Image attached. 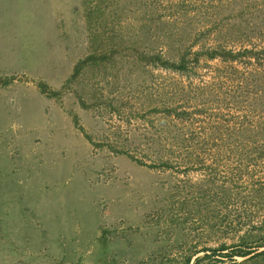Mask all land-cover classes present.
<instances>
[{
  "label": "rangeland",
  "instance_id": "obj_1",
  "mask_svg": "<svg viewBox=\"0 0 264 264\" xmlns=\"http://www.w3.org/2000/svg\"><path fill=\"white\" fill-rule=\"evenodd\" d=\"M263 50L264 0H0V264H264Z\"/></svg>",
  "mask_w": 264,
  "mask_h": 264
},
{
  "label": "trees",
  "instance_id": "obj_2",
  "mask_svg": "<svg viewBox=\"0 0 264 264\" xmlns=\"http://www.w3.org/2000/svg\"><path fill=\"white\" fill-rule=\"evenodd\" d=\"M264 51V50H263ZM208 53V56L209 57H215V56H218V55H222L221 51L218 50V49H214L210 52H207ZM225 57L228 58V59H235L237 58V56L239 55H242V54H253V51L251 49H244L242 51H238V52H232V51H225ZM153 61L155 63H158L164 67H171L173 69H177V70H182V69H185L186 68V56L183 54L180 55L179 59H178V62H171V61H168L166 59H163L160 55H155L154 58H153ZM261 246H264V243L261 244ZM204 250H207V249H204ZM220 250H224V248H220ZM256 249H253V247L251 246H248L246 247L244 250L240 251V252H237L236 254H233V255H239V256H242V257H245V256H248L252 253L255 252ZM219 251V250H217ZM264 253V249L259 251V252H255L254 254L252 255H259V254H263ZM233 255L231 257H233ZM250 255V256H252ZM249 256V257H250ZM204 257H207V254H204L203 256L201 257H196L195 258V263L199 260V259H202ZM191 261V257H187L186 260H185V264H189ZM194 263V264H195Z\"/></svg>",
  "mask_w": 264,
  "mask_h": 264
}]
</instances>
